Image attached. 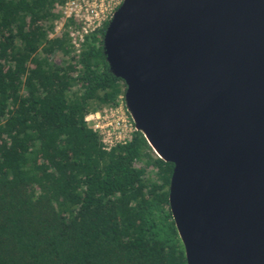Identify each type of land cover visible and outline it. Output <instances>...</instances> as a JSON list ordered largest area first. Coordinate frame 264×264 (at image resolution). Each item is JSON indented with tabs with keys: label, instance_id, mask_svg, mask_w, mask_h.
I'll list each match as a JSON object with an SVG mask.
<instances>
[{
	"label": "trees",
	"instance_id": "trees-1",
	"mask_svg": "<svg viewBox=\"0 0 264 264\" xmlns=\"http://www.w3.org/2000/svg\"><path fill=\"white\" fill-rule=\"evenodd\" d=\"M65 1L0 0V264H188L174 164L140 131L106 151L85 120L126 85L104 53L108 22L78 53L55 33Z\"/></svg>",
	"mask_w": 264,
	"mask_h": 264
},
{
	"label": "water",
	"instance_id": "water-1",
	"mask_svg": "<svg viewBox=\"0 0 264 264\" xmlns=\"http://www.w3.org/2000/svg\"><path fill=\"white\" fill-rule=\"evenodd\" d=\"M188 264H264V0H124L103 39Z\"/></svg>",
	"mask_w": 264,
	"mask_h": 264
},
{
	"label": "built area",
	"instance_id": "built-area-1",
	"mask_svg": "<svg viewBox=\"0 0 264 264\" xmlns=\"http://www.w3.org/2000/svg\"><path fill=\"white\" fill-rule=\"evenodd\" d=\"M123 2L124 0H66L64 4L56 5L61 14V27L54 31H66L73 49L78 53L85 36L109 22ZM85 120L100 136L106 151L130 142L138 131L124 96L120 97L115 106L91 111Z\"/></svg>",
	"mask_w": 264,
	"mask_h": 264
},
{
	"label": "rangeland",
	"instance_id": "rangeland-1",
	"mask_svg": "<svg viewBox=\"0 0 264 264\" xmlns=\"http://www.w3.org/2000/svg\"><path fill=\"white\" fill-rule=\"evenodd\" d=\"M56 21H57V24H55V28L58 29L59 27H61V25H60V22H61V21H60V19H58V20H56ZM60 59H61V57L58 56L57 59H56V61H59Z\"/></svg>",
	"mask_w": 264,
	"mask_h": 264
}]
</instances>
